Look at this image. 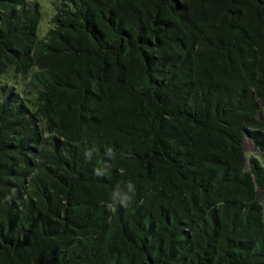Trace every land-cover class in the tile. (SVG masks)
<instances>
[{
	"label": "trees",
	"instance_id": "trees-1",
	"mask_svg": "<svg viewBox=\"0 0 264 264\" xmlns=\"http://www.w3.org/2000/svg\"><path fill=\"white\" fill-rule=\"evenodd\" d=\"M51 6L0 0V264H264V0Z\"/></svg>",
	"mask_w": 264,
	"mask_h": 264
},
{
	"label": "rangeland",
	"instance_id": "rangeland-1",
	"mask_svg": "<svg viewBox=\"0 0 264 264\" xmlns=\"http://www.w3.org/2000/svg\"><path fill=\"white\" fill-rule=\"evenodd\" d=\"M35 1L40 5V8H41V20L39 23V34L43 35L46 32L47 28L49 27V20L51 16L53 15V8L51 6L52 0H35ZM244 151L247 156L259 154V151L255 149L253 143L249 141L245 142Z\"/></svg>",
	"mask_w": 264,
	"mask_h": 264
},
{
	"label": "clouds",
	"instance_id": "clouds-1",
	"mask_svg": "<svg viewBox=\"0 0 264 264\" xmlns=\"http://www.w3.org/2000/svg\"><path fill=\"white\" fill-rule=\"evenodd\" d=\"M126 187H127V192H116L113 194L112 197L113 203L109 205L110 208L115 207L116 204H119L120 206L127 208L133 203V196L135 194L134 185L131 181H129Z\"/></svg>",
	"mask_w": 264,
	"mask_h": 264
}]
</instances>
